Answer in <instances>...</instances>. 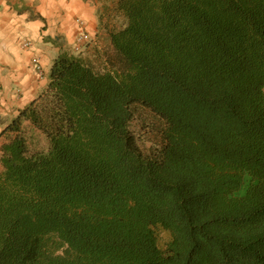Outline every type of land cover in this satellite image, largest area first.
<instances>
[{"label": "trees", "instance_id": "obj_1", "mask_svg": "<svg viewBox=\"0 0 264 264\" xmlns=\"http://www.w3.org/2000/svg\"><path fill=\"white\" fill-rule=\"evenodd\" d=\"M114 12L0 133V264H264V0Z\"/></svg>", "mask_w": 264, "mask_h": 264}, {"label": "crops", "instance_id": "obj_2", "mask_svg": "<svg viewBox=\"0 0 264 264\" xmlns=\"http://www.w3.org/2000/svg\"><path fill=\"white\" fill-rule=\"evenodd\" d=\"M114 4L115 0H0V133L21 109L48 92L50 68L60 53L90 58L104 46ZM83 28L91 41L73 52ZM24 39L32 42L30 48L21 47ZM34 57L40 60L41 73L32 66ZM2 142L0 137V146Z\"/></svg>", "mask_w": 264, "mask_h": 264}, {"label": "built area", "instance_id": "obj_3", "mask_svg": "<svg viewBox=\"0 0 264 264\" xmlns=\"http://www.w3.org/2000/svg\"><path fill=\"white\" fill-rule=\"evenodd\" d=\"M81 26H83V24L81 22H79ZM91 41V36L89 35L88 32H86L84 30V28L77 34L76 38H75V42L72 46V51L73 52H79L82 50V48H84L89 42ZM32 46V42L28 39H24L21 42V47L22 48H30ZM32 66L34 68V70H36L38 73L42 72V67L40 64V60L38 57H34L32 59Z\"/></svg>", "mask_w": 264, "mask_h": 264}, {"label": "rangeland", "instance_id": "obj_4", "mask_svg": "<svg viewBox=\"0 0 264 264\" xmlns=\"http://www.w3.org/2000/svg\"><path fill=\"white\" fill-rule=\"evenodd\" d=\"M121 18L120 17H118V16H113L109 21V24H117V25H120L121 24ZM29 133H30V130H29ZM152 136V135H151ZM33 139H34V142L32 143L34 146H36L37 148H40V149H44V148H46V141H45V137L41 134V133H39L38 131H35L34 132V135H33ZM145 141L146 142H144V144H142V146H146V147H148V146H150V142L149 141H147L146 139H145ZM33 146V147H34ZM145 147V148H146Z\"/></svg>", "mask_w": 264, "mask_h": 264}]
</instances>
